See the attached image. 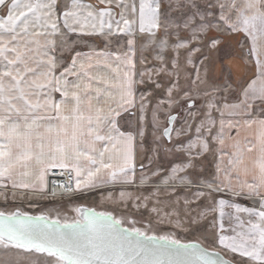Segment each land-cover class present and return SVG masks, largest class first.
Here are the masks:
<instances>
[{"label":"snow or ice","instance_id":"obj_1","mask_svg":"<svg viewBox=\"0 0 264 264\" xmlns=\"http://www.w3.org/2000/svg\"><path fill=\"white\" fill-rule=\"evenodd\" d=\"M0 202V264H264V0H0Z\"/></svg>","mask_w":264,"mask_h":264},{"label":"rangeland","instance_id":"obj_2","mask_svg":"<svg viewBox=\"0 0 264 264\" xmlns=\"http://www.w3.org/2000/svg\"><path fill=\"white\" fill-rule=\"evenodd\" d=\"M230 42H232L231 46H232V48L234 50L235 56H239L240 57L241 54H242L241 48L237 47L236 43L233 40H230ZM233 43H234V45H233ZM121 49H123V48H121ZM243 52H244V49H243ZM145 56H146V58H147V60L149 62L152 61L153 53L151 51H145ZM137 57H139V47L137 48ZM235 62L240 65V69H241V66H242L241 62L239 60H237V59L235 60ZM149 66H151V65L149 64ZM137 67L140 68L139 63H137ZM146 147H147V145H146ZM140 162H141V160H140ZM143 162L147 163V160H144ZM157 163H166V161L165 160H160V161H157ZM224 198L228 199L227 196H225ZM235 202H238V203H240V204H242L244 206H247V207H252V201L250 199H247V198L240 197ZM33 203L36 204L35 207H31L29 202H27V201L21 202V201L17 200L15 203H12L10 201L9 204L7 205V207H8L9 210H13V211L15 210L16 207H20L21 210L24 211V212H28L29 214H32V215H40L42 210H46L48 208H52L53 206H56L57 208H59L61 216L66 215L69 219H71V218L76 216V213H74V212H72L70 210L68 201L66 199H64V200H56V201L36 200V201H33ZM76 203L83 204V205L86 204L90 208L93 206L94 209H96L97 211H101V212L108 210L107 205H104V204H102L100 202V193L97 192V191L96 192H89L86 195L81 196L76 201ZM3 207H5V206L3 205L2 202H0V208H3ZM225 212L226 213L234 212V210L226 208ZM49 215H50L51 218H56V213L55 212H52ZM243 217L246 218L247 214H243ZM217 221L219 222L218 214H217ZM223 222L225 224V229H226L224 234L231 236L232 233H231V231H228V228H229L230 223L231 224L235 223L234 219L230 220L229 217L226 214L225 217L223 218ZM137 226H139V225H137ZM181 238L184 239L185 241H187V240H196L197 238H199L200 240H203V236L202 235L197 237L196 234L189 235L187 237H181ZM204 244H205V247H209V248L215 247L214 245L209 244L207 241H205ZM216 251H219L220 253H222L225 257H227L230 260H232L234 258L237 259V260L240 259L238 255L234 257V255L231 252L226 251L222 247H216ZM245 264H246V262H245Z\"/></svg>","mask_w":264,"mask_h":264},{"label":"crops","instance_id":"obj_3","mask_svg":"<svg viewBox=\"0 0 264 264\" xmlns=\"http://www.w3.org/2000/svg\"><path fill=\"white\" fill-rule=\"evenodd\" d=\"M86 3H92V4H96L97 3V0H85ZM116 12H119V9H115ZM118 19V17H116ZM73 39H75V37H73ZM230 40H233L235 43L237 40H241L243 41V37L242 35H236V36H233L231 38H229ZM139 43H140V40H139V36H137V48L139 47ZM232 44V42H230ZM125 44H126V40L125 39H121L119 44H117L115 41L113 42L112 45H110V49H119L121 51H124L126 50L125 48ZM88 45L89 46H84L83 44H81V46L77 49L78 51H82V52H88L89 51V47H94V48H97V49H103L104 48V43L102 42V38L99 37V36H96V37H92V38H89L88 39ZM234 45V43H233ZM237 45V43H236ZM237 47H240L239 45H237ZM123 48V49H121ZM247 51V45H245V48H244V53H246ZM237 60H239L241 62V72L240 74L244 75L245 77H247L248 75L251 74V70L253 69H245V66H244V61L243 60H240L239 59V56H235ZM253 59V62H254V59L255 57L252 58ZM257 132V129H253L251 131V134H255ZM137 163L139 164L140 163V157L138 155L137 157ZM54 170V169H53ZM48 181H49V188H51V183H50V173L48 174V177H47ZM93 192H96V191H93ZM86 205V204H85ZM88 207V205H86ZM253 206V205H252ZM93 208V206L91 207ZM244 218V217H243ZM248 217H246L245 219H247Z\"/></svg>","mask_w":264,"mask_h":264},{"label":"built area","instance_id":"obj_4","mask_svg":"<svg viewBox=\"0 0 264 264\" xmlns=\"http://www.w3.org/2000/svg\"><path fill=\"white\" fill-rule=\"evenodd\" d=\"M62 173V170L60 169H54L50 172V183H51V186L53 183H64L67 181L68 179V175H67V172L64 171L63 174Z\"/></svg>","mask_w":264,"mask_h":264},{"label":"water","instance_id":"obj_5","mask_svg":"<svg viewBox=\"0 0 264 264\" xmlns=\"http://www.w3.org/2000/svg\"><path fill=\"white\" fill-rule=\"evenodd\" d=\"M90 208V207H89ZM96 210V209H95ZM97 211V210H96ZM97 212H101V211H97ZM32 215V214H31ZM221 255L225 258V259H228L227 257H225L222 253ZM230 260V259H229Z\"/></svg>","mask_w":264,"mask_h":264}]
</instances>
